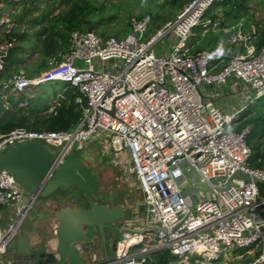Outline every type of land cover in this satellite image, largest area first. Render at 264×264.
<instances>
[{
	"label": "built area",
	"instance_id": "obj_1",
	"mask_svg": "<svg viewBox=\"0 0 264 264\" xmlns=\"http://www.w3.org/2000/svg\"><path fill=\"white\" fill-rule=\"evenodd\" d=\"M236 1L188 0L146 40L151 15L132 18L133 33L121 39L74 30L68 51L54 54L46 73L29 76L22 67L0 79V101L6 110L11 107L10 95L26 105L22 94L29 96L32 88L52 81L74 87L78 91L74 100L82 109L79 123L70 130L0 129V154L38 141L62 162L89 142L102 144L108 136V147L128 159L145 213L123 219L110 263L158 264L157 254L167 249L183 264H214L226 252L256 248L258 256L249 264H264V196L257 183L238 175L227 190L218 191L238 169L264 179V169L249 164L250 127L242 131L231 127L264 96V45L257 49L254 43L256 25L250 29L244 18L233 25L225 22V13ZM59 2L0 0V74L7 62L3 57L17 44L15 32L29 30L22 19L25 11L33 8L32 15L39 16L51 3L58 13ZM215 6L219 10L211 14ZM231 28L236 29L231 43L244 44L245 52H228L218 65L212 62L210 48L192 42L209 33H229ZM159 43L162 54L154 49ZM228 81L244 100L232 113L215 105L214 98L222 92H204L206 84L219 89ZM63 99L66 95L59 94L46 112L57 114ZM190 189L192 194L183 195ZM30 201L15 175L0 169V207L16 208L14 222L29 212L35 202ZM14 222L9 228L0 223V264L15 234Z\"/></svg>",
	"mask_w": 264,
	"mask_h": 264
},
{
	"label": "rangeland",
	"instance_id": "obj_2",
	"mask_svg": "<svg viewBox=\"0 0 264 264\" xmlns=\"http://www.w3.org/2000/svg\"><path fill=\"white\" fill-rule=\"evenodd\" d=\"M168 0H97L96 3V17L99 18L98 21L94 23V30L97 34L102 37L115 36L119 39L126 38L129 34L133 33V27L131 25V20L134 17L143 18L146 15H151V21L149 22L148 29L143 36V40L150 38L164 22L162 18L170 14V17L173 18L176 14L175 10L172 9V2ZM51 5V3H49ZM49 5V6H50ZM250 13L238 14L234 8H229V11L225 13V22H228L229 25L237 23L239 20L244 18L248 22V26L252 29L254 24L258 28L264 27V1L263 0H251L250 1ZM230 7H234L231 5ZM182 10V9H181ZM219 8L217 6L213 7L211 14H215ZM169 17V19H171ZM29 18H26V20ZM31 19V18H30ZM243 21V19H242ZM255 27V28H256ZM199 28H196V30ZM201 29V28H200ZM231 29H233L231 31ZM229 33H220L221 35L209 33L205 36V45L209 46L211 51L215 50L220 52L217 45L214 44L217 39H220V43L228 45L226 53L229 52L231 55H236L239 53H244V44L231 43V37L235 34L234 28H231ZM105 34H102V33ZM234 33V34H233ZM233 34V35H232ZM222 37V38H221ZM33 39L31 37H26L21 42L22 48L13 49V58L7 62L8 65L12 66V72L18 71L20 67H25L28 74H41L46 73L51 69V66L45 68L44 70H37L38 65L40 64L39 51H33L34 44L32 43ZM229 45L231 47L229 48ZM162 43H159L154 47L157 54H162L164 48L162 49ZM36 53L38 55H36ZM218 54V53H217ZM219 63H216L218 65ZM38 72H37V71ZM62 82L52 81L48 83L41 84L39 86L40 91L37 93L38 101L40 99L43 103L51 102L55 92L61 88ZM232 81L221 88H216L213 84H206L205 90L206 95H210L212 91H220L222 97L214 98L216 100L215 105L225 108L229 111L237 107L241 103V96L238 94H232L233 89L231 87ZM31 96H35L32 95ZM256 108L261 109L264 107V96L258 99L256 102ZM1 105V102H0ZM263 105V106H262ZM232 128L236 126L231 124ZM109 137L105 136L102 144L96 142H89L85 148L78 151L81 154V159L92 169L93 175L98 183L99 189L93 193L92 197L96 202L106 204L109 207L116 205H122L124 208V216L114 225L119 226V223L132 215L129 212L130 206H138L142 202V192L139 186L138 181L135 176L128 171L129 161L126 158L123 160V156L115 154L111 148L108 147ZM51 197L56 198L60 203L67 205H74L75 207H89V202L84 195L83 191L79 186L71 187L66 196L62 195H52ZM28 198V197H27ZM27 200V199H26ZM44 201V198H40L37 201V204L34 206L32 211H29L28 215L33 223L43 215V212L38 211V206ZM69 203V204H68ZM35 204V203H33ZM143 206V203H142ZM144 207V206H143ZM54 211V210H53ZM0 213L2 214V219L0 223L8 227L16 216V208L10 206L0 207ZM115 232V231H114ZM121 231L118 230L114 235L113 240L119 238ZM99 236L96 234L95 239ZM112 236L107 235L108 243ZM98 241L95 242L91 250L85 254V258L90 262V254L98 246ZM100 246V244H99ZM106 250L109 254V258H114V252L110 245L106 246ZM231 252V251H229ZM183 264V262L173 256L169 255V260L167 264Z\"/></svg>",
	"mask_w": 264,
	"mask_h": 264
},
{
	"label": "water",
	"instance_id": "obj_3",
	"mask_svg": "<svg viewBox=\"0 0 264 264\" xmlns=\"http://www.w3.org/2000/svg\"><path fill=\"white\" fill-rule=\"evenodd\" d=\"M88 31L93 32V27ZM12 58L13 48H9L3 60ZM0 169H9L15 175L25 192L31 195L30 204L39 197L48 198L59 189L68 190L73 186H79L89 202L88 208L68 205L59 211V224L53 233L48 230L41 233L28 212L24 219V214L21 215L14 223L15 234L7 245V264H113L106 250V240L111 231L120 230L114 224L123 218L124 208L122 205L109 207L93 199L92 195L99 186L91 167L81 159L78 151L59 162L57 154L42 142L22 143L0 154ZM49 173L52 174L47 180ZM238 175L256 183L264 182L263 178L238 169L228 178L226 186L218 188V191L227 190L231 180ZM198 185V189L209 191ZM193 191L187 190L183 195L192 194ZM97 233L104 240V257L89 262L84 257L86 250L83 249L86 243L95 239Z\"/></svg>",
	"mask_w": 264,
	"mask_h": 264
},
{
	"label": "trees",
	"instance_id": "obj_4",
	"mask_svg": "<svg viewBox=\"0 0 264 264\" xmlns=\"http://www.w3.org/2000/svg\"><path fill=\"white\" fill-rule=\"evenodd\" d=\"M29 1L33 3L36 0ZM96 1L97 0H60L58 5L60 11L58 13L54 12L56 9L55 6L50 5L48 9L41 12L39 16L32 15L34 11L33 8H28L22 19L29 18L27 19L29 30L21 33L18 31L15 32L17 33L16 37L18 41L14 49L22 48V40L26 37H31L33 39L32 43L34 44L33 51H39V59L41 58L37 70L48 68L49 60L54 54L58 52L63 54L68 51L69 38L72 31H87L90 27H93L94 30V23L99 19L96 17ZM187 1L188 0H168V2H172L173 5L171 10H175L176 13ZM250 1L251 0H237L232 8H234L238 14H249L251 9ZM33 7L36 6L34 5ZM169 17L170 14L164 16L162 21L166 22L169 20ZM102 34L105 33L103 32ZM255 45L257 49L264 45V27L258 28V37L255 39ZM226 48L224 47L223 50H220L221 53L218 51L214 53L215 50L211 51L212 55L215 56V58L213 57V63H218L224 58L226 55ZM23 68L27 71L25 67ZM12 69V66L5 63V69L0 74V79L9 78L13 73ZM28 75L30 76V73ZM66 93L68 94V98H70V103L68 104V100H62L61 106L57 109V114L47 113L46 110L49 108V103L41 102L42 99L38 101V98H31L27 106H21L19 102L10 95L9 99L12 109L6 110L0 105L1 131L8 132L20 126L49 130L73 129L80 121L82 109L74 100V96L78 94V91L74 87H71ZM261 109L262 110L257 113H253L252 108H249L242 115V120L238 122L234 130L242 131L245 127H250L248 143L252 148V155L249 164L252 168L264 169V107ZM170 254L168 250L160 254L159 264L163 262L168 263Z\"/></svg>",
	"mask_w": 264,
	"mask_h": 264
},
{
	"label": "crops",
	"instance_id": "obj_5",
	"mask_svg": "<svg viewBox=\"0 0 264 264\" xmlns=\"http://www.w3.org/2000/svg\"><path fill=\"white\" fill-rule=\"evenodd\" d=\"M179 12V11H178ZM177 12V13H178ZM176 13V14H177ZM214 34V33H213ZM222 38V37H221ZM195 41H199V45L198 47H208L210 48L209 46L205 45V38H202V37H196L195 40H192V42L194 43ZM220 42V39H217L215 41L214 44L217 45L218 49L219 50H223L224 47H228V45L226 46L225 44L221 43L219 44ZM254 43H255V40H254ZM230 47V45H229ZM227 49V48H226ZM37 55V53H36ZM40 56H38L39 58ZM215 58V56H213ZM214 60H212L213 62ZM8 62V61H7ZM6 62V63H7ZM28 73V72H27ZM36 75H39V74H30V76H36ZM59 82H62V86L60 89H58L55 93V96H53V98L51 99V102H49V107L52 105V103L54 102L55 98L59 95V94H64L66 95V99H63V100H68V104L70 103V98H68V94L66 93L67 90L69 88H71V86H68V83L67 82H63V81H59ZM32 95H35V96H31V94L29 96H25L24 94L21 95V97L23 98V101H25L27 104L26 105H22V106H27L28 103H30L31 101V98H38L39 94L37 93L38 91H40V88L39 86L37 88H32ZM223 93V91H222ZM234 94V93H232ZM224 95H221L220 97H222ZM15 99V98H14ZM16 100V99H15ZM1 102V101H0ZM216 102V100H215ZM48 103V102H47ZM243 103H244V100L243 98L241 97V103L239 106L231 109V111L227 110L225 108H221L220 106H218L222 112L224 113H232L240 108H242L243 106ZM1 105H2V102H1ZM256 104L255 103H252L249 105V107H247L246 111L249 109V108H252V111L253 113H257L258 111L262 110V109H258L255 107ZM12 107H10V109H7V110H11ZM46 113V112H45ZM252 113V115H253ZM251 116V115H250ZM252 117V116H251ZM240 120H242V116L238 119V122H240ZM251 167V166H250ZM252 168V167H251ZM258 185V188H259V191H260V194L261 196H264V182H258L257 183ZM39 198H37L35 200V204L32 205L31 209L29 211H32L34 209V206L37 204V201H38ZM69 204V203H68ZM65 206H68L66 203L65 204H62L60 203L56 198L54 197H48V198H44V201L37 207L38 208V211L39 212H43V215L36 220L35 222V225H37L39 231L41 233H46V231H50V233H53L55 232L58 224H59V221L57 219V213L61 210H63V208ZM71 206H74V205H71ZM54 210V211H53ZM129 212L132 213L131 217L133 216H139V215H143L145 213L144 211V207L142 206V202L138 204V206H130L129 207ZM29 213V212H28ZM16 217V216H15ZM15 217L13 218V220L11 221L10 225L14 222L15 220ZM130 216L128 217H125V218H131ZM124 221L122 220L120 223H119V227L121 228L122 225H123ZM9 225V226H10ZM8 227H5V228H9ZM54 235V234H53ZM52 235V236H53ZM102 236H98L96 239H94L92 242H89V243H86V247L83 249V250H86L85 253H84V256L86 253H88L93 244L95 242L98 241V247L93 250L92 252H90V254H87L88 256H90V261H94V260H102V258L104 257V253H103V241H101V238ZM35 239H36V236H35ZM100 240V241H99ZM99 242H101V246H99ZM110 242V241H109ZM155 242L153 241H149V244H154ZM165 251H167V249H165L164 251L162 250V252L158 253L157 254V263L159 264V255L164 253ZM6 254H2L1 255V261H4V264H7V259H6ZM171 255V254H170ZM258 256V250L256 248H249V249H240V250H233L231 252H226L225 254H223L221 256V258L219 260H215L214 261V264H249L251 262H253ZM89 261V260H88ZM161 264H167V263H161Z\"/></svg>",
	"mask_w": 264,
	"mask_h": 264
},
{
	"label": "flooded vegetation",
	"instance_id": "obj_6",
	"mask_svg": "<svg viewBox=\"0 0 264 264\" xmlns=\"http://www.w3.org/2000/svg\"><path fill=\"white\" fill-rule=\"evenodd\" d=\"M69 190V189H68ZM68 190H62V189H59V190H57L56 192H55V194L54 195H60V196H62V195H65L66 196V193H67V191ZM115 230H113V231H111L110 233H109V235L108 236H112V238L110 239V242L108 243V240H106V244L107 245H110L111 244V247H112V249L114 250V248H113V246H114V244L116 243V242H114V240H113V237H114V235L117 233V231H115ZM102 238V237H101ZM100 241V240H99ZM101 241H104L103 240V238L101 239ZM99 244H100V246H101V242H99ZM96 249V248H95ZM108 256H109V254H108Z\"/></svg>",
	"mask_w": 264,
	"mask_h": 264
},
{
	"label": "bare ground",
	"instance_id": "obj_7",
	"mask_svg": "<svg viewBox=\"0 0 264 264\" xmlns=\"http://www.w3.org/2000/svg\"><path fill=\"white\" fill-rule=\"evenodd\" d=\"M29 199H30V197H29ZM29 199H28V201H29ZM26 205V204H25ZM20 215V214H19ZM25 218V215L23 216V219ZM15 223V222H14ZM25 225H29V223L28 222H26V224Z\"/></svg>",
	"mask_w": 264,
	"mask_h": 264
}]
</instances>
